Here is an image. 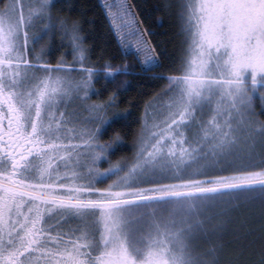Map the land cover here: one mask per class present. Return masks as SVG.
Wrapping results in <instances>:
<instances>
[{
  "label": "snow or ice",
  "instance_id": "6c2138e0",
  "mask_svg": "<svg viewBox=\"0 0 264 264\" xmlns=\"http://www.w3.org/2000/svg\"><path fill=\"white\" fill-rule=\"evenodd\" d=\"M166 7L180 46L155 72L166 53L134 7L105 4L124 47L166 81L154 99L168 98L163 110L146 105L135 151L113 162L121 137L101 132L122 114L115 92L91 99L100 69L86 66L81 24L54 0H0V264H264V242L245 260L223 239L242 206L264 231V0ZM56 32L72 63L45 62L40 41ZM81 95L90 125L67 111Z\"/></svg>",
  "mask_w": 264,
  "mask_h": 264
},
{
  "label": "trees",
  "instance_id": "16d2710c",
  "mask_svg": "<svg viewBox=\"0 0 264 264\" xmlns=\"http://www.w3.org/2000/svg\"><path fill=\"white\" fill-rule=\"evenodd\" d=\"M105 0H54L56 11L81 24L84 40L90 47V59L93 63L86 66L100 69L94 78L95 88L90 92L93 101L107 98L117 93L116 105L122 116L105 125L101 135L107 140L118 133L121 140L110 149L112 161L131 157L135 151L134 141L143 125L145 107L150 102L154 105L163 101L166 96L154 99L166 81L154 79L152 72L144 70L134 53H125L109 17L103 6ZM172 0H131L147 35L156 50L166 53L162 56L165 67H157L155 72H166L169 65L178 55L181 37L179 22L174 10L166 5ZM43 34V30L39 32ZM55 38H47L46 61L57 63L64 56L69 63L74 60V51L67 41L61 40L59 32ZM113 66L128 65L125 72L108 75L105 62ZM151 111V110H149ZM103 167H108L105 163ZM110 182V181H106ZM102 186H104L102 184ZM227 251L232 255L243 253L245 260L258 259L261 243L264 242V231L258 215L254 216L249 209L241 207L234 214L232 222L226 225L223 235Z\"/></svg>",
  "mask_w": 264,
  "mask_h": 264
},
{
  "label": "rangeland",
  "instance_id": "374dc122",
  "mask_svg": "<svg viewBox=\"0 0 264 264\" xmlns=\"http://www.w3.org/2000/svg\"><path fill=\"white\" fill-rule=\"evenodd\" d=\"M120 2H121V0H105L103 2V6L105 8V4L107 3L108 5L113 6V11H115L116 6H118ZM128 2L133 6V4L131 3V0H128ZM138 18H139V16H138ZM109 20H110V18H109ZM139 20H140V18H139ZM110 22H111V20H110ZM111 25H112V23H111ZM112 27H113V25H112ZM142 27H143V25H142ZM41 29L43 30V25L38 23L36 25L34 31L39 33L41 31ZM113 29H114V27H113ZM114 31H115V29H114ZM115 33H116V31H115ZM116 36H117V33H116ZM47 38H55V34L51 35L50 37L48 36ZM148 39H149V37H148ZM118 40H119V42H120L125 53H134V50H129V49L125 48L124 45L122 44L121 40L120 39H118ZM40 44H46L48 47V43L44 42L43 40L40 41ZM39 46L40 45H37V50H39ZM139 62H140V59H139ZM140 64H141V62H140ZM141 66L144 70H148L147 66L142 65V64H141ZM167 99L168 98L165 97V98H163L162 102L160 101L159 103L157 102V104H155L157 110H163L164 105L167 103ZM67 111L69 113H71V118H72L74 124L90 125L92 118H91L89 112L86 110V102H85L84 98L82 97V95H81L80 99L73 98L67 102ZM97 186H102V184H98Z\"/></svg>",
  "mask_w": 264,
  "mask_h": 264
},
{
  "label": "clouds",
  "instance_id": "9594fccd",
  "mask_svg": "<svg viewBox=\"0 0 264 264\" xmlns=\"http://www.w3.org/2000/svg\"><path fill=\"white\" fill-rule=\"evenodd\" d=\"M109 75H113V74L110 73Z\"/></svg>",
  "mask_w": 264,
  "mask_h": 264
}]
</instances>
